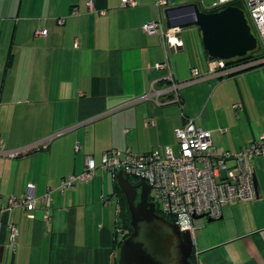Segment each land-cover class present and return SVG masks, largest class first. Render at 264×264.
I'll list each match as a JSON object with an SVG mask.
<instances>
[{
  "label": "crops",
  "instance_id": "1",
  "mask_svg": "<svg viewBox=\"0 0 264 264\" xmlns=\"http://www.w3.org/2000/svg\"><path fill=\"white\" fill-rule=\"evenodd\" d=\"M134 1L125 8L122 0H0V148L48 142L46 150L19 159L0 155V264L115 260L118 173L99 168L91 182L54 191L50 220L41 204L34 219L23 209L1 213L30 183L41 196L82 174L88 157L100 165L112 150L171 148L177 155L176 130L189 119L211 132L218 154L239 152L264 135V66L178 92L165 79L167 71L156 69L168 61L177 83L188 82L194 68L207 74L210 58L197 40L166 51L158 34L143 30L149 21L167 25V9L203 7L202 0H171L164 11L156 0ZM176 13L181 10L171 17ZM253 165L257 198L223 207L212 225L201 220L192 236L194 264H264V156ZM12 224L18 229L14 243Z\"/></svg>",
  "mask_w": 264,
  "mask_h": 264
},
{
  "label": "built area",
  "instance_id": "2",
  "mask_svg": "<svg viewBox=\"0 0 264 264\" xmlns=\"http://www.w3.org/2000/svg\"><path fill=\"white\" fill-rule=\"evenodd\" d=\"M170 2L171 0H156L155 3L159 10L164 11L170 6ZM234 2L242 4V9L246 11L259 40L260 51L264 52V0H217L213 8L221 10L232 6ZM134 5H136L134 0L121 2V6L125 8ZM87 8L94 12V2H89ZM73 14H78V10H73ZM100 15L104 16L105 12H100ZM143 30L150 35L158 34L166 51L184 49L182 30L178 27L168 28L159 20L149 21ZM36 34L46 37L47 31L39 30ZM252 65L253 63H239L226 66L221 61L210 59L205 76L194 68L191 71L192 78L184 83L176 82L168 61L157 64L156 69L167 71L165 79L172 84V89L178 92L188 85L206 79L228 78ZM239 108L240 105L234 106L235 110ZM176 138L179 145L177 155L171 148L148 154H137L130 149L112 150L103 155L100 165H97L92 157H88L86 169L82 174L64 179L56 189H48L41 196L34 195L35 185L30 183L24 195L10 198L8 205L2 206L1 213L23 209L30 219H34V212L38 204H41L46 219L50 220L52 193L54 191L64 193L78 183L91 182L99 168L112 173L121 171L130 179L135 178L137 180L135 184L145 182L151 187L149 200L155 204L157 214L177 224L181 231L190 232L192 236L202 220L196 219V216L205 215L207 218L218 220L222 216L223 207L245 201L251 202L257 198L253 161L264 156V135L239 152L218 154L212 143L211 132L198 127L194 120L189 119L183 127L176 130ZM47 144L48 142L44 141L12 150L1 147L0 155L9 159H19L29 152L46 150ZM230 162L233 163L231 167L228 165ZM1 225L0 222V229ZM9 228L11 242L14 243L18 229L14 224L9 225Z\"/></svg>",
  "mask_w": 264,
  "mask_h": 264
},
{
  "label": "water",
  "instance_id": "3",
  "mask_svg": "<svg viewBox=\"0 0 264 264\" xmlns=\"http://www.w3.org/2000/svg\"><path fill=\"white\" fill-rule=\"evenodd\" d=\"M177 10L187 15L183 21L174 22L171 17ZM166 24L181 30L197 27L204 52L226 66L248 61L261 49L246 11L236 6L210 13L198 3L170 8L166 10ZM116 178L127 200L132 227L120 248L118 264H193L195 246L191 233L181 231L177 224L157 214L155 204L149 200L151 187L145 182L132 184L121 171Z\"/></svg>",
  "mask_w": 264,
  "mask_h": 264
},
{
  "label": "trees",
  "instance_id": "4",
  "mask_svg": "<svg viewBox=\"0 0 264 264\" xmlns=\"http://www.w3.org/2000/svg\"><path fill=\"white\" fill-rule=\"evenodd\" d=\"M231 5L239 7L241 9L243 8L241 3L234 2ZM203 10L204 12H208V13L219 11L218 9L213 8V7L210 9L203 8ZM206 56L208 55L206 54ZM263 59H264V52L260 51L259 53L253 55L250 60L242 62V63H253L252 66H249L245 68L244 70H241L240 72L230 77L263 67L264 66ZM115 195L117 196V217H116L115 234H114V249H115L116 255H115V260L113 264H118L120 248L124 240H126L132 233V227H131V216H130L127 200L125 198V195L121 191L120 187L118 186L117 182H116V188H115ZM192 262L194 264V258Z\"/></svg>",
  "mask_w": 264,
  "mask_h": 264
},
{
  "label": "rangeland",
  "instance_id": "5",
  "mask_svg": "<svg viewBox=\"0 0 264 264\" xmlns=\"http://www.w3.org/2000/svg\"><path fill=\"white\" fill-rule=\"evenodd\" d=\"M190 1H196V0H174L175 3L177 4H182L185 2H190ZM199 1V0H198ZM201 1V0H200ZM199 1V2H200ZM203 1V2H202ZM200 3L203 5L204 9H210L212 7H214L216 5L217 0H202ZM171 4V3H170ZM187 15L184 14L183 12L181 13H176L173 16V20L174 22H179L180 20L183 21V19L186 17ZM184 17V18H183ZM181 38L182 40L188 45L190 43H195V40H197V42L200 44V46L202 47L201 44V40H200V34H199V29L195 26L193 27H187L182 29V34H181ZM202 51H203V47H202ZM204 52V51H203ZM231 163V162H230ZM131 180H133L135 183L137 182V180L135 178H131ZM203 222H205L208 225H212L214 224L213 222H208L207 218H203L202 219ZM202 227H198L197 230L195 231L198 232L199 230H201ZM198 234V233H197Z\"/></svg>",
  "mask_w": 264,
  "mask_h": 264
},
{
  "label": "flooded vegetation",
  "instance_id": "6",
  "mask_svg": "<svg viewBox=\"0 0 264 264\" xmlns=\"http://www.w3.org/2000/svg\"><path fill=\"white\" fill-rule=\"evenodd\" d=\"M139 201V197H138V200H137V202Z\"/></svg>",
  "mask_w": 264,
  "mask_h": 264
}]
</instances>
